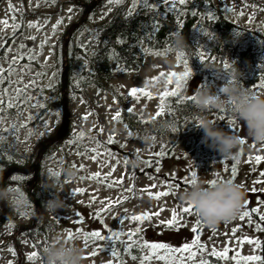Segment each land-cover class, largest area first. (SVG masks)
<instances>
[{"label":"rangeland","instance_id":"374dc122","mask_svg":"<svg viewBox=\"0 0 264 264\" xmlns=\"http://www.w3.org/2000/svg\"><path fill=\"white\" fill-rule=\"evenodd\" d=\"M91 1L0 0L4 146L36 156L58 129L61 109L45 112L34 126L29 121L47 99L43 90L60 79L58 41L82 16V4ZM124 1L129 10L139 3L99 2L73 33L69 49L76 44L91 53L95 25ZM157 1L171 5L177 0ZM213 1L235 24L264 34V0ZM144 50L136 70L115 67L110 84L130 96L123 106L93 85L81 89L71 75L70 135L42 160L41 182L57 202L43 198L39 212L57 221V228L47 235H25L34 216L20 206L26 192L10 184L0 192V216H10L0 220V264H207L208 253L223 264H264V81L230 121L209 114L186 120L181 133L173 129L153 143L132 136L120 120L122 110L152 121L163 112L166 98L181 88L185 95L199 93L206 104H221L230 94L220 72L199 74L176 51ZM15 103L21 110L10 118L4 111ZM153 147L169 149L171 155L151 171L138 158H150ZM116 239L125 243L126 254L120 255ZM133 244L139 256L128 252Z\"/></svg>","mask_w":264,"mask_h":264},{"label":"trees","instance_id":"16d2710c","mask_svg":"<svg viewBox=\"0 0 264 264\" xmlns=\"http://www.w3.org/2000/svg\"><path fill=\"white\" fill-rule=\"evenodd\" d=\"M138 1V6L134 10L128 9L126 1L118 4L103 21L95 25L94 34L91 36L93 42L91 53L83 52L76 44L71 45L70 49L68 46L67 93L68 88L73 87L70 77L75 74L81 89L93 85L98 90L111 94L116 102L123 106L130 100V96L120 93L110 84L115 74V67L128 71L139 68L146 54L144 47L154 51H176L180 58L199 74L211 70L220 72L223 75L224 86L230 94L229 100L221 104L217 100L206 104L199 101V93H195L194 96L185 95V90L181 88L166 98L163 112L156 115L152 121H142L135 113L122 110L120 120L132 136L146 137L154 143L166 138L173 129L181 133L185 128L186 120L207 114L230 121L233 115L239 113V107L251 98L253 87L264 81V34L235 24L225 16L213 0H177L171 5L157 0ZM82 27L83 23L76 30ZM61 42L62 40H59L58 44L62 46ZM81 56L83 61L79 60ZM2 58H4L3 48L0 49V59ZM56 62V68H61L62 73V57L60 61L57 56ZM61 86L60 75V79L53 86L43 90L47 99L37 115L31 118L29 125L34 126L45 112L62 108ZM20 110L21 106L15 103L4 112L10 118H17ZM261 127H264V124H261ZM69 135L70 133L64 138ZM64 138L53 143L43 154L42 160L54 151ZM152 153L150 158H138L139 163L151 171L159 168L164 159L171 155L169 149L161 150L160 147L158 149L153 147ZM42 160L39 164L37 180L30 185L28 182L32 180L33 174L18 172L11 173L0 184V192L10 184H16L26 192V197L20 206L27 208L34 216L23 230L27 236L47 235L58 225L57 221L46 219L43 213H40L43 198L48 197L57 202L47 185L41 182ZM34 161L35 153L27 157L0 142L2 171L10 167L25 168ZM235 167L236 163L231 165L230 180L235 177ZM199 198L194 209L199 204ZM7 219L10 220V216ZM124 245L122 240H115L120 255L127 252ZM128 252L132 255H140V249L135 244ZM206 260L207 264H223L218 256L209 253L206 254Z\"/></svg>","mask_w":264,"mask_h":264},{"label":"water","instance_id":"95a60500","mask_svg":"<svg viewBox=\"0 0 264 264\" xmlns=\"http://www.w3.org/2000/svg\"><path fill=\"white\" fill-rule=\"evenodd\" d=\"M102 0H92L88 4H82L83 5V13L82 16L80 17L79 20H77L74 24H72L67 32L64 41L62 42L61 46V57H62V73H61V84H62V121L61 124L59 125L58 129L56 132L52 135V137L44 143L39 150L37 151V154L35 156V161L32 165L27 166L25 168H18V167H10L7 170H5L2 173V176L0 177V184L5 180V178L10 175L13 172H18L21 174H33L32 180L28 182V185L31 184V182L37 180V173H38V168L40 161L42 160L43 154L45 151L55 142L61 140L64 138L69 132V125H70V116H69V111H68V104H67V65H66V56L68 52V45H69V40L73 33L76 31L77 27L81 25L87 18L89 12ZM255 131L251 132V135H253ZM30 190V187H29ZM4 211V208L2 209ZM7 214H4L3 216H0V220H4L7 218Z\"/></svg>","mask_w":264,"mask_h":264}]
</instances>
